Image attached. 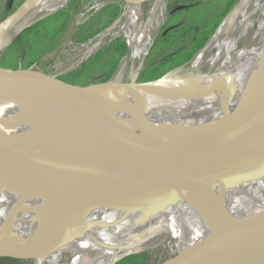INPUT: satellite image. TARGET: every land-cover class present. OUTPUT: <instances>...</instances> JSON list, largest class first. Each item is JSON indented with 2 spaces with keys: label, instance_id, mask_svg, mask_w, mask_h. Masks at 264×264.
Returning a JSON list of instances; mask_svg holds the SVG:
<instances>
[{
  "label": "bare ground",
  "instance_id": "obj_1",
  "mask_svg": "<svg viewBox=\"0 0 264 264\" xmlns=\"http://www.w3.org/2000/svg\"><path fill=\"white\" fill-rule=\"evenodd\" d=\"M72 1L27 0L0 23V54L28 27L65 10ZM124 1L114 23L77 45L78 54L66 68H75L117 37L125 39L126 55L112 78L99 85L106 89L104 94L59 97L46 94L41 86L30 88L39 99L34 101L21 95L22 82L10 79L0 85L4 169L19 157L18 151L14 156L6 148H32L35 143L87 162L74 153L80 151L100 165L126 166L145 158L211 166L236 129L264 116V0H238L205 45L180 67L182 74L143 96L137 93L153 83L137 81L169 0ZM231 45L230 52L217 59ZM109 135L106 143L103 138ZM117 144L129 155L116 152ZM4 169L0 241L14 243L3 252L33 251L22 240L35 234L39 264H116L162 246L170 255H186L189 261L183 258L181 264H199L264 226V218L242 221L264 213V159L211 184L157 196L122 187L99 191L81 180L82 173L11 175ZM225 225L226 234L216 237V230ZM46 235L44 250L41 239ZM186 243L194 248L187 251Z\"/></svg>",
  "mask_w": 264,
  "mask_h": 264
},
{
  "label": "water",
  "instance_id": "obj_2",
  "mask_svg": "<svg viewBox=\"0 0 264 264\" xmlns=\"http://www.w3.org/2000/svg\"><path fill=\"white\" fill-rule=\"evenodd\" d=\"M16 12H13V14ZM24 74L30 77H26ZM49 77L35 68L25 69L23 74L0 73V78L2 79H14L17 82H23L25 92L21 95L34 101L39 99L30 92L32 87L43 86L46 94L59 97H74L75 95L96 91L104 94L106 89L104 90L100 86H104L112 78L104 83H92L94 88L91 89V87L86 86L87 84L74 85L60 81L57 78L49 80ZM161 78L146 82L140 81L139 84H152ZM9 137L11 138V136ZM110 138L111 136L109 135L103 139L106 140V143H109L107 140H110ZM227 143L220 157L211 166H204L196 161L145 162V158H137L134 163L126 166L100 165L95 158L80 151H75L74 153L83 159L86 157L87 162H80L58 155L54 150L47 148L49 146L46 147V143H35V147L32 148L15 150L6 148L11 150L14 156L16 155L14 152L18 151L19 157L16 160L9 161L12 163L6 164V169H4L5 166H2V161H0V170L2 168L5 170L3 172L11 175L25 173L57 177L82 173L84 176H82L81 180L99 191H110V188L122 187L128 190L144 191L147 194L157 196L178 190L199 188L224 179L231 172L264 159V116L236 129ZM114 149L122 155H129L130 153L119 144L114 146ZM255 218H264V213L246 216L242 221L247 220L249 222ZM228 229L229 225L221 226L216 230L215 236H220L221 232L226 234ZM215 236L212 235V237ZM201 239H203L202 235ZM200 242L202 243V241ZM2 243L3 241H0V245ZM185 246L187 251L194 248L189 243H186ZM11 257L15 258L16 256L9 254L4 258ZM168 258V264H180L183 258L186 262L189 261L186 255L182 256L181 254L170 255L169 253ZM199 264H264V226L232 242Z\"/></svg>",
  "mask_w": 264,
  "mask_h": 264
},
{
  "label": "rangeland",
  "instance_id": "obj_3",
  "mask_svg": "<svg viewBox=\"0 0 264 264\" xmlns=\"http://www.w3.org/2000/svg\"><path fill=\"white\" fill-rule=\"evenodd\" d=\"M24 1L25 0H11V3L9 4V0H0V23L10 15H12L13 12H16ZM237 1L238 0H169L165 10L163 24L155 37L153 44L154 47L152 46V51L150 50V54L146 58L144 70L140 74L137 83L141 81L143 75L146 76L149 73V68L158 66L166 57H169L171 54H173L176 49L180 48V50H182L183 52L180 55L170 56L171 61L169 60L168 62H166L167 64H165L166 68H168V72L178 69L181 66L185 65L188 61H190L194 56L190 59H187L188 57L186 56L195 49L196 44H191L187 41H180L181 36L185 32L189 31L190 26L201 28L204 25H207L206 30L207 32H210L212 28L215 25L217 26V24L219 23L218 18H220L227 12L230 13ZM124 4V0L72 1L65 10H62L64 12H68L70 17L66 27L58 35L55 41L52 44H50L49 42L34 45L30 50H27L30 54L25 58V60H22L20 54H15V51L18 48V46L16 45L18 39L17 38L2 54H0V73L23 74L25 69L35 68L42 71L48 76L52 75L51 79L57 78L60 81L74 85L87 84L86 86L89 87L92 83H96L97 80L103 78L104 75L107 74L109 68L112 65L110 63L111 61L112 63L116 61L115 69L118 67L120 61L126 55L129 48L128 43L125 39L117 37L113 39L108 44V46L101 50L99 53L84 61H81V63L75 68H72L68 71H66V68L78 54L76 46L86 43L81 38L85 37L94 29L100 28L102 26V23H107L106 26L101 29L102 31L110 27L122 13ZM99 19H103L101 24H98ZM177 25H181V30L179 33H177L176 38L178 39H176V41H172V39H170V42L168 44H161L158 42L164 29L167 31L169 30L168 32H170V30L175 28ZM206 30H204V32ZM215 30L213 31V33L215 32ZM100 31H98L99 34L102 32ZM97 35H95V37ZM87 39L88 38H86V40ZM122 41L125 44L127 43L126 53L120 56L113 55L112 52L108 54V50L110 48H112V51L114 52V48L118 47L120 45V42ZM163 51H165L163 53L164 55L161 56L160 54ZM220 56L221 53L218 55L217 59H220ZM31 62L34 63L27 67V65ZM59 67L63 68L62 72H60L61 70L59 69ZM58 71L61 74L55 73ZM182 72L183 71H181L180 74H182ZM24 76L30 77L29 75L25 74ZM8 80L10 79L0 78V85L4 82H7ZM1 92L3 91H0V93ZM30 92L34 94L33 89ZM150 92H152V90L147 91V93L144 94H148ZM24 236L15 241H20ZM46 237V240H44V238L41 239L42 242H44V250L47 249V240L49 239V235H46ZM36 239L37 237L35 234L29 235L24 238L22 241H26L27 243H29L30 247L34 250L26 251L25 249L19 248L18 250L10 253L16 256L15 258H4L9 254L6 255L3 252V249L6 246L11 247L14 241H6L5 243H3L0 247V258H2L0 259V264H39L40 259L37 258L38 255L36 250ZM168 254L169 251L167 247L162 246L154 248L147 252H143L141 254L128 255L122 258L116 264H168Z\"/></svg>",
  "mask_w": 264,
  "mask_h": 264
},
{
  "label": "trees",
  "instance_id": "obj_4",
  "mask_svg": "<svg viewBox=\"0 0 264 264\" xmlns=\"http://www.w3.org/2000/svg\"><path fill=\"white\" fill-rule=\"evenodd\" d=\"M10 3H11V0H9V4ZM227 14H228V12L226 14L222 15L220 18H218L219 23L217 24V26L215 25L210 32L209 31L207 32V30H206L207 25H204L201 28H198L195 26H190L189 31L187 30L188 32H185L181 36L180 41H185V42L187 41L191 44L192 43L196 44L195 49L186 56V57H188L187 59L192 58L195 55V53L205 45V43L208 41L210 35L218 27L220 22L224 19V17ZM69 17H70V15L68 12L61 11V12L57 13L56 15H54L50 18H46L45 20L39 22L38 24L32 26L31 28L25 30L17 39L16 45L18 46V48L15 51V54L16 53L20 54V56L22 57L21 59L25 60V58L30 54L27 50L28 49L30 50L31 47H33L34 45H39V44H44V43H49V42H50V44H52L55 41V39L58 37V35L66 27L68 20H69ZM102 21H103V19H99L98 24H101ZM106 24L102 23V26L100 28L94 29L92 32H90L89 34L86 35L87 37L85 36L81 39L84 42H87L88 40L94 38L95 35L99 34L98 31H100L102 28H104L106 26ZM180 27H181V25L180 26L177 25L175 28L170 30V32H168L169 30L167 31L164 29L162 31L161 37L159 38L158 42L161 44H168L170 42V39H172V41H176V39H178V38H176L177 33H179L181 30ZM204 30H206V31L204 32ZM86 38H88V39L86 40ZM82 40H80V41H82ZM152 48H151V51H152ZM232 48H233L232 45L229 46L228 48H226L224 51L221 52V56L228 54ZM112 50L113 49L110 48L108 50V54H110L112 52V54L116 55V56L117 55H119V56L123 55L127 51V44H125L122 41V42H120V45L118 47L114 48V52ZM164 52L165 51H163L160 55L163 56ZM182 52L183 51L180 50V48H179V49H176L173 52V54H171L170 56L180 55V54H182ZM161 56H160V58H161ZM170 56L166 57L158 66L153 67V68H149L150 69L149 73L146 76H144V75L142 76L141 81H145V82L157 80L161 77L162 78L159 81L154 82L151 86H148L145 89H143L142 91H140V93H137L138 96H143V95H145L144 93H147V91H151V90L154 91L160 86L170 85L171 83L174 82L175 77H177L181 73L182 69L178 68V70L168 72V68H166L165 64H167L166 62H168L170 60ZM221 56L219 58H221ZM33 63L34 62L29 63L27 65V67ZM110 63L112 65L109 68L107 74L104 75L103 78L97 80L96 83L107 82L112 77V75L115 73V71L117 69V68L115 69L116 61H114V63H112V61H111Z\"/></svg>",
  "mask_w": 264,
  "mask_h": 264
}]
</instances>
